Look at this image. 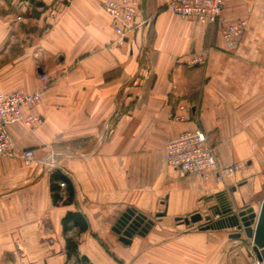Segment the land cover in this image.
Wrapping results in <instances>:
<instances>
[{
    "label": "crops",
    "instance_id": "1",
    "mask_svg": "<svg viewBox=\"0 0 264 264\" xmlns=\"http://www.w3.org/2000/svg\"><path fill=\"white\" fill-rule=\"evenodd\" d=\"M135 1L134 27L122 41L106 0H20L30 26L18 44L16 18L0 12V92L34 93L41 75L49 77L41 101L25 111L41 123L8 126L0 264L255 261L247 237L231 238L219 221L208 228V220L224 196L235 213L264 199V0H226L223 21L246 23L233 51L220 25L180 18L171 0ZM194 130L206 133L221 167L242 169L221 182L179 175L166 146ZM26 150L35 154L29 166ZM57 170L72 195L53 179ZM53 182L61 186L58 204ZM128 209L154 222L131 245L114 231ZM196 215L199 222H184ZM69 238L77 244L70 258Z\"/></svg>",
    "mask_w": 264,
    "mask_h": 264
},
{
    "label": "built area",
    "instance_id": "2",
    "mask_svg": "<svg viewBox=\"0 0 264 264\" xmlns=\"http://www.w3.org/2000/svg\"><path fill=\"white\" fill-rule=\"evenodd\" d=\"M225 7L226 0H171L169 4L170 10L182 19L203 26L220 25V34L225 48L227 51H233L246 31V23L244 21L225 23L223 21ZM104 8L112 19L115 33L122 41L126 33L132 31L134 27L137 15L136 1L106 0ZM205 58L206 52H203L195 59V62L200 63ZM40 80L42 86L34 93L0 92V157L9 154L13 148L8 133L9 125L22 123L33 129L36 124L41 123V118L25 112L41 101L42 94L48 87L49 77L46 74H42ZM165 154L167 164L185 178L196 177L205 181L214 179L216 182H221L226 176L233 175L242 169L241 164L221 167L217 161L215 149L209 144L207 135L202 130L185 132L177 139L170 141L166 146ZM34 157L33 150H26L23 154L24 164L29 166ZM223 199L226 200L225 196ZM215 218L218 219L215 220ZM228 219L229 217L225 218L224 215L215 214V217L208 220V225L211 226L216 221L225 225ZM228 229L234 233L239 232L237 228ZM250 242L253 249V241L250 240ZM253 254L255 255L253 264H264L257 258L255 252Z\"/></svg>",
    "mask_w": 264,
    "mask_h": 264
},
{
    "label": "water",
    "instance_id": "3",
    "mask_svg": "<svg viewBox=\"0 0 264 264\" xmlns=\"http://www.w3.org/2000/svg\"><path fill=\"white\" fill-rule=\"evenodd\" d=\"M222 207L217 209V214L221 215H231L225 225V228H237L239 232L232 234L231 238H241L242 236L247 237L253 241L255 252L257 258L264 262V199L256 211L254 208H248L242 210L238 213L233 211L231 205L226 202V200H220ZM201 216L196 215L191 217V219H186L184 222L189 224V222H199ZM154 222L148 220L142 214H137L135 210H126L120 218L117 220L114 231L121 234L120 241L124 244L131 245L132 238L135 234L140 236L145 235L152 228ZM210 226H208L209 228Z\"/></svg>",
    "mask_w": 264,
    "mask_h": 264
},
{
    "label": "rangeland",
    "instance_id": "4",
    "mask_svg": "<svg viewBox=\"0 0 264 264\" xmlns=\"http://www.w3.org/2000/svg\"><path fill=\"white\" fill-rule=\"evenodd\" d=\"M19 3H20V0H0V12H4V13H7V14H10L12 15L14 18H16V22H17V30L20 31V35L18 36L17 40L15 42H17V44L19 42H26L28 39H29V36H27V33L29 31H27L25 28L27 26H30V20H27V19H22L20 16H24V17H27L26 13L25 12H22L19 16L18 14V10H19ZM4 10H3V9ZM3 10V11H2ZM33 28V27H32ZM30 28V31H32L33 29ZM38 35V34H37ZM36 35V36H37ZM52 163V161H51ZM53 164V163H52ZM54 166V165H53ZM230 194V192H229ZM259 209V208H258ZM258 209L256 211H258ZM246 210V209H244ZM231 215H224L225 218L229 217ZM208 224V223H207ZM211 224V223H210ZM222 224V223H220ZM217 226H220V225H216V224H212L211 228H216ZM254 263V262H253ZM70 264H77L76 262H71Z\"/></svg>",
    "mask_w": 264,
    "mask_h": 264
},
{
    "label": "trees",
    "instance_id": "5",
    "mask_svg": "<svg viewBox=\"0 0 264 264\" xmlns=\"http://www.w3.org/2000/svg\"><path fill=\"white\" fill-rule=\"evenodd\" d=\"M53 179L54 180H58L60 182H63L71 190L70 191L71 192V195L73 194V190H72V187H71L69 178H67L66 176L60 174V172L57 170L53 174ZM60 189H61V186L59 184L57 185V184H55L53 182L52 187H51V190H52V195H53V201H54L55 204H58L61 201V197L59 195ZM71 216L72 215L69 214L64 219L65 229H66V223L68 222V219L71 218ZM73 217L74 218L75 217L78 218V215L73 216ZM75 221H76V223H78V225H79V227H80L81 230H85L86 229V226L81 223V220L80 219H76ZM67 254H68V257L69 258L72 256V254H77V244H75V242H73L70 238L67 239Z\"/></svg>",
    "mask_w": 264,
    "mask_h": 264
}]
</instances>
